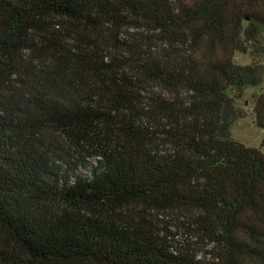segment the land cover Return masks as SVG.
<instances>
[{"label":"trees","instance_id":"obj_1","mask_svg":"<svg viewBox=\"0 0 264 264\" xmlns=\"http://www.w3.org/2000/svg\"><path fill=\"white\" fill-rule=\"evenodd\" d=\"M262 35L264 0H0V264H264Z\"/></svg>","mask_w":264,"mask_h":264},{"label":"rangeland","instance_id":"obj_2","mask_svg":"<svg viewBox=\"0 0 264 264\" xmlns=\"http://www.w3.org/2000/svg\"><path fill=\"white\" fill-rule=\"evenodd\" d=\"M258 51L250 48L244 54L235 53L233 62L236 65H248L255 63L264 70V35L261 36ZM235 107L243 113V117L236 119L230 129L232 138L247 146L259 148L264 152V128H259L256 124L258 101L264 102V73L261 75L260 83L255 86H248L241 90L240 95L233 93ZM260 115L258 119L264 120V111L259 108ZM64 160L59 162V166L73 172L79 176H89L96 166V162L86 152L78 154L68 153L62 155Z\"/></svg>","mask_w":264,"mask_h":264}]
</instances>
